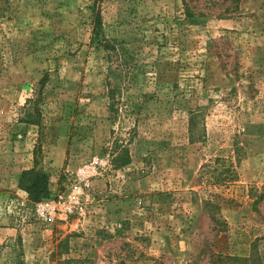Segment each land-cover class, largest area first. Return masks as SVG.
Wrapping results in <instances>:
<instances>
[{
	"label": "rangeland",
	"instance_id": "1",
	"mask_svg": "<svg viewBox=\"0 0 264 264\" xmlns=\"http://www.w3.org/2000/svg\"><path fill=\"white\" fill-rule=\"evenodd\" d=\"M92 6L0 0V264L264 262V0H98L112 61Z\"/></svg>",
	"mask_w": 264,
	"mask_h": 264
},
{
	"label": "trees",
	"instance_id": "2",
	"mask_svg": "<svg viewBox=\"0 0 264 264\" xmlns=\"http://www.w3.org/2000/svg\"><path fill=\"white\" fill-rule=\"evenodd\" d=\"M97 1L98 0H93V6L91 8V43L94 44L96 48H101L103 50L107 61H112L114 47L110 44V42H108L101 31V19ZM185 10L191 17L192 13L189 11V8L186 5ZM108 73H110L109 70ZM107 85V97L108 100L111 101L109 104V109L114 110V108H116L115 95L118 91V88L111 87L109 81H107ZM35 117V119L39 118L38 113H36ZM32 123L38 125L39 122L38 120H32ZM125 153H127L126 150L117 151V155L114 158L115 161L121 162L123 164ZM48 180L49 178L47 174L39 172L35 169H30L21 172L19 178V187L28 196L29 201L34 204L49 197L50 192L48 188ZM251 249V255L246 258H235L227 256L225 258L216 257L215 260L216 262H218V264H264L262 258L257 252L256 245H253Z\"/></svg>",
	"mask_w": 264,
	"mask_h": 264
},
{
	"label": "built area",
	"instance_id": "3",
	"mask_svg": "<svg viewBox=\"0 0 264 264\" xmlns=\"http://www.w3.org/2000/svg\"><path fill=\"white\" fill-rule=\"evenodd\" d=\"M77 205L78 198L71 192L67 197H64V195L58 196L56 201L42 200L37 204L36 211L45 219L53 221L56 218L65 221L74 213Z\"/></svg>",
	"mask_w": 264,
	"mask_h": 264
}]
</instances>
